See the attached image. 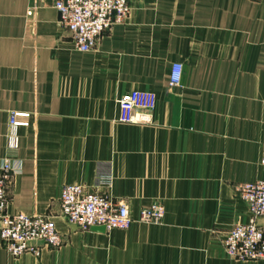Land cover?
Wrapping results in <instances>:
<instances>
[{
    "label": "crops",
    "instance_id": "1",
    "mask_svg": "<svg viewBox=\"0 0 264 264\" xmlns=\"http://www.w3.org/2000/svg\"><path fill=\"white\" fill-rule=\"evenodd\" d=\"M55 4L0 0V160L21 165L7 213L54 219L63 243L14 257L0 239V264H264L224 247L250 218L236 186L264 180V0H130L88 53ZM174 64L183 77L171 88ZM133 91L156 95L151 123L118 122ZM11 112L30 114L14 154ZM71 184L127 204L131 228L68 225ZM155 202L163 221L140 223Z\"/></svg>",
    "mask_w": 264,
    "mask_h": 264
},
{
    "label": "built area",
    "instance_id": "2",
    "mask_svg": "<svg viewBox=\"0 0 264 264\" xmlns=\"http://www.w3.org/2000/svg\"><path fill=\"white\" fill-rule=\"evenodd\" d=\"M61 23L72 36L75 49L88 53L96 49L99 40L114 26L125 23L131 11L130 0H56ZM182 64H174L170 87L181 86ZM152 92L133 91L119 102L118 122L148 124L156 108ZM30 114L11 112L9 115L7 149L16 153L20 146L19 130L30 126ZM21 165L10 158L0 160V239L4 248L14 257L32 254L39 257L46 246L57 248L63 243L55 220L42 216L7 213V189L12 178L20 173ZM111 184V178L103 180ZM247 204L249 222L234 226L224 241L227 255L240 261H264V180L239 184L235 188ZM60 218L68 225L82 230L104 227L106 230H129L134 223L129 207L114 202L97 192H89L78 184L66 185L61 192ZM165 207L159 202L143 209L138 221L144 224L161 223Z\"/></svg>",
    "mask_w": 264,
    "mask_h": 264
},
{
    "label": "water",
    "instance_id": "3",
    "mask_svg": "<svg viewBox=\"0 0 264 264\" xmlns=\"http://www.w3.org/2000/svg\"><path fill=\"white\" fill-rule=\"evenodd\" d=\"M92 230L98 231V232H105L106 229L104 227H93Z\"/></svg>",
    "mask_w": 264,
    "mask_h": 264
}]
</instances>
